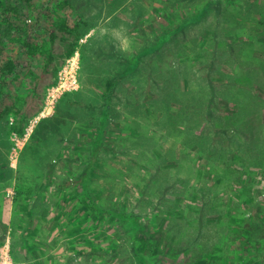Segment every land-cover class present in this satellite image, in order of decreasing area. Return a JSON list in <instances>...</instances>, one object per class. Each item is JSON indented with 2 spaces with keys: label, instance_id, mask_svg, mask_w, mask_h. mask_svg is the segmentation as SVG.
<instances>
[{
  "label": "rangeland",
  "instance_id": "rangeland-1",
  "mask_svg": "<svg viewBox=\"0 0 264 264\" xmlns=\"http://www.w3.org/2000/svg\"><path fill=\"white\" fill-rule=\"evenodd\" d=\"M70 1L89 24L86 35L68 57L57 42L47 74L20 79L26 89L38 84L24 106V132L11 127L13 115L0 122V264H264V0ZM187 16L195 21L169 37ZM149 46L157 49L117 86V112L105 125L78 122V140L64 142L52 179L40 174L30 156L32 120L53 115L67 91H100L105 76ZM74 58L79 85L52 107L50 90ZM194 97L213 109L193 132L177 113ZM101 134L108 152L86 184L106 198L103 219L69 170ZM160 182L171 185L167 193ZM121 213L144 229L123 228Z\"/></svg>",
  "mask_w": 264,
  "mask_h": 264
},
{
  "label": "trees",
  "instance_id": "trees-1",
  "mask_svg": "<svg viewBox=\"0 0 264 264\" xmlns=\"http://www.w3.org/2000/svg\"><path fill=\"white\" fill-rule=\"evenodd\" d=\"M52 3L53 5L44 6V0H0V122H7L11 115L15 116L16 122L11 127L20 133L24 132L30 116L24 106L28 102V97L36 94V86H38L35 84L34 88H23L20 79L30 76L36 80L43 74H47L50 65L57 57L56 43L65 44L67 46L66 56H70L77 49L81 38L86 35L87 30L84 28L89 26L81 15L75 14V8L70 0H52ZM208 4L209 6L216 4V1L210 0ZM193 21H195L194 16H187L184 21L178 22L173 29L167 32L168 36L172 37L178 31H183ZM208 29L214 31L213 28ZM45 31L48 32V37ZM155 49H157L156 46L147 47L129 66L127 65L128 67L125 68L124 65L123 69L105 76L101 81L100 91L94 88L86 90L85 93L67 91L61 96L55 113L40 120L30 138V156L31 159L35 158L38 161L40 174L47 173L52 179L55 172V156H60L64 150V142L67 139L78 140L79 135L76 133L78 122L105 125L109 121L112 114L117 112L113 105L114 97L124 73L134 70L141 60L140 57ZM124 69H126L125 72ZM210 81L207 82L210 88L208 99L212 98L214 91L213 83ZM100 85L97 86L101 87ZM208 101L210 100L194 97L190 102L182 104L180 113L177 114H181L179 116L183 119L182 123L184 122L183 125L186 128L194 132L198 130L201 122L211 119L213 107L207 103ZM209 133V131H204L199 135L203 138H212L215 135L213 132ZM92 144V151L83 159L82 166L77 169L70 167L69 170L77 173L76 180L73 178L71 181L83 185V197L93 203V209L100 212V217L103 219L111 213L103 203L106 198H100L94 194L86 182L88 173L100 161L101 151L107 153L108 150L102 134L94 138ZM161 154L164 156L165 163L169 159L167 155L170 152ZM170 167L172 166L165 165L163 168ZM154 175L156 174H152ZM68 181L70 180L64 179L60 183L62 191L68 186ZM159 185L163 193H167L171 186L167 183L162 184V182ZM17 192L22 194L24 189L19 185ZM203 206L204 204L201 207ZM166 211L170 216L172 215V209H166ZM119 216L122 219L121 226L130 232L138 228L143 230L145 227L134 219L135 217L132 218L128 214L121 213ZM172 219H176L174 214ZM173 231L176 233L174 228Z\"/></svg>",
  "mask_w": 264,
  "mask_h": 264
},
{
  "label": "built area",
  "instance_id": "built-area-1",
  "mask_svg": "<svg viewBox=\"0 0 264 264\" xmlns=\"http://www.w3.org/2000/svg\"><path fill=\"white\" fill-rule=\"evenodd\" d=\"M79 61L74 58L73 62H70V65H68L65 69L64 72L62 73L60 82L58 85L52 90H50V95L53 97L52 98V107L54 106V99L59 95L60 92L66 91V90H72L74 88L78 87V79L76 76V71L79 68ZM45 114L42 112L39 116H37L34 120H32L30 127H28V131H32L33 127L39 122V120L44 117Z\"/></svg>",
  "mask_w": 264,
  "mask_h": 264
}]
</instances>
